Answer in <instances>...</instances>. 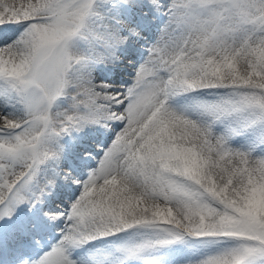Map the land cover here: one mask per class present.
Instances as JSON below:
<instances>
[{
    "label": "snow or ice",
    "instance_id": "snow-or-ice-1",
    "mask_svg": "<svg viewBox=\"0 0 264 264\" xmlns=\"http://www.w3.org/2000/svg\"><path fill=\"white\" fill-rule=\"evenodd\" d=\"M0 264H264V0H0Z\"/></svg>",
    "mask_w": 264,
    "mask_h": 264
}]
</instances>
